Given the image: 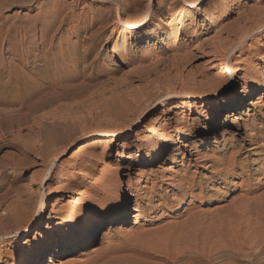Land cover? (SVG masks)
I'll list each match as a JSON object with an SVG mask.
<instances>
[{"label":"rangeland","instance_id":"obj_1","mask_svg":"<svg viewBox=\"0 0 264 264\" xmlns=\"http://www.w3.org/2000/svg\"><path fill=\"white\" fill-rule=\"evenodd\" d=\"M130 1L0 0V102L45 103L2 134L0 163L25 151L26 170L20 191L0 200V221L23 193L35 195L40 219L27 235L54 239L46 264H85L95 253L126 264L133 249L153 251L155 264L174 255L264 264V0H143L123 14ZM224 46L233 51L222 58ZM18 134L35 147L24 150ZM12 175L1 169L4 189ZM122 209L130 219L67 253L85 218ZM81 211L74 225L62 219ZM26 238L1 243L0 264H40L47 245Z\"/></svg>","mask_w":264,"mask_h":264},{"label":"bare ground","instance_id":"obj_2","mask_svg":"<svg viewBox=\"0 0 264 264\" xmlns=\"http://www.w3.org/2000/svg\"><path fill=\"white\" fill-rule=\"evenodd\" d=\"M142 1L143 0H131L130 2L123 3L122 4L123 14H125L127 11H130V10H138L142 6ZM161 1L165 2L166 0H161ZM186 1H187L186 2L187 4H191L193 2L192 0H186ZM122 2H123V0H122ZM175 7H176V4L169 3V5L167 7L165 5L161 6L159 8V11L163 12L165 9L170 11L173 8L175 9ZM130 21H131V24H133V25L138 24L139 29H144L147 26V23H145L143 20H135L134 19V20H130ZM102 29L103 28L100 25L99 29L97 31L95 30L90 35V40L92 39V41H94V40L98 39L101 32H102ZM87 47H85V48H87ZM232 48H233V46H230L229 48H226L225 46L222 47V51L219 52V56L222 58H225L228 53H232V51H233ZM231 55H233V54H231ZM0 75H2L1 69H0ZM17 79L20 81V78H17ZM17 79L15 81H18ZM214 81L215 80L210 79V81H207V82L213 84ZM254 84H257V82L249 84V88L247 91L246 98L250 97V94L252 91L250 89H252L254 87ZM211 88H213V87H211ZM210 94L211 93H205L204 95H202L200 97V99L201 100H208V97L210 96ZM39 101L40 100H38L37 102L35 101V103L23 101L21 104L18 103L19 105H17V106H16L17 103L14 104L15 101H14V103L11 101H9V103L6 101L0 102V108L2 106V108L0 109V142L2 140V134H5V132H11L12 128H15L16 126H19L23 123H27L29 120V117L33 113L37 112L39 109H41V108H43V106H45V103L43 101H41V102H39ZM12 105H14L15 108L14 107H13V109L7 108V107L12 106ZM223 109H224L223 110L224 112H227L231 108H230V105H226ZM7 112H9V113H7ZM17 137L19 140L18 142H21L23 144V147L25 148L24 150H30L32 147H35L33 139L25 138V137L21 138L20 134H18ZM57 137L58 136H52V138H49V140H56ZM12 140H13V138H12ZM40 150L43 153V165L45 166L47 163V156L45 154L44 148L41 147ZM164 153H165V149L162 146L161 148L158 149V153H157L156 157L153 160L149 161V163H144V164L151 165V164L158 162ZM25 156H26V153H25V151H23L18 156L17 159H12L10 162L7 161L6 164L0 163V172H1V169L4 168V166L11 168V170L13 171V175H12L13 180L10 182L8 189H4V187H2L0 184V200H4L6 198V196H8V194H10L11 191H13V190H14L13 192H16V193L20 191L17 188L15 181L18 179V177L22 176L23 171L26 170V165H25V160H24ZM15 188H17V189H15ZM123 208H124V205H123ZM5 210H6L5 217L0 221V236L3 237L0 240V244L2 242L10 240L11 238H19L22 234L26 235V237H27L25 239L24 244H32V242L34 240L39 239V237L41 236V233L39 231H34L33 237H31V235H30V238H32L33 241H30V239H28V235H27V234H29L28 232L31 229V227L35 226V224H37L39 219H40V216H39L40 202L35 195L29 194V193H23V195L19 199H17L13 204L8 205ZM83 214H84V211H81V212H78L75 214L64 213L62 219L64 220V222L69 223L70 225H74L75 221L78 220L79 217H83ZM116 214L117 213L115 211H107L106 216L100 220L99 219L96 220V218L94 219L93 217L85 218L84 219L85 225L81 229L79 238L77 239L78 241H76V243L74 245H70L67 247V250H66L67 253L71 254V253L77 252L79 249L81 250L82 248L91 247L95 242L97 233H101V232L109 229L112 224H118L120 226L122 223H124L125 221H127L131 217L129 210H123L122 209L118 213V215H116ZM47 222H48V224L50 223L49 221H47ZM48 224L44 225V226L41 225L40 229L41 230H48V228H49ZM9 235H12V236L8 237ZM55 236H58V237L62 238V240H63V238H66L67 236H70V235H67V233L61 234L60 231H58V233ZM190 236H189V238H191ZM53 240L48 241L47 236L40 237L39 246L42 247V246L47 245L41 250V253H40V256L38 259L40 264H46L45 263L46 254L50 250L49 248L51 246L55 245V242ZM69 242H71V241H69ZM188 242H189V240H188ZM188 242H187V244H188ZM68 244H70V243H68ZM62 246H63L62 243L57 244V249L52 254V257H49V259H48L49 263L52 262L53 258H57V257L62 255L61 254V249H63ZM115 250H117V249H111L110 251H115ZM152 252H150L149 250L148 251L147 250L146 251H144V250L140 251L137 249H133V250H131V253H129V254H131L132 260H128V262L126 264H155L151 260V259L154 260V258H155L154 254ZM0 254H1V252H0ZM129 254H128V256H129ZM191 254H194V253H191ZM158 255H160V254H158ZM123 256H121V257H123ZM98 257H99V255L97 253L93 254L91 259H87L85 261V264H97L98 263ZM124 257H123V259H124ZM170 257L169 258L162 257L160 261H163L166 264H192L193 263V262L191 263V261L189 260L190 257L188 259H184V257L183 258H174L175 255H174V257H171V258ZM127 258H129V257H127ZM185 258H187V257H185ZM197 258L200 259L199 256H197ZM193 259H195V258H193ZM117 260H119V259H116L113 256H109L107 258V260L103 261L102 263H98V264H118ZM195 262H196V260H195ZM29 264H36V263L30 262ZM53 264H56V263H53ZM65 264H69V263L66 262ZM207 264H209V263H207Z\"/></svg>","mask_w":264,"mask_h":264}]
</instances>
